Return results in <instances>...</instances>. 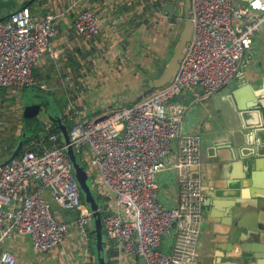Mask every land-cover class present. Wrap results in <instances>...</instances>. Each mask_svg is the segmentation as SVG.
<instances>
[{"label":"built area","instance_id":"1","mask_svg":"<svg viewBox=\"0 0 264 264\" xmlns=\"http://www.w3.org/2000/svg\"><path fill=\"white\" fill-rule=\"evenodd\" d=\"M71 11L76 37L94 39L99 18L88 2L79 0L44 15L21 4L0 22V88L17 93L37 87L33 71L57 35L56 21ZM189 12L192 36L172 82L93 118L82 114L74 98L63 108L70 144L92 190L104 200V248L113 250L115 264H126L130 256L146 264H205L197 253L204 195L200 180L187 175L200 165L201 136L183 131L179 109L168 112L166 105L185 92L204 101L235 78L256 35L264 32V0H191ZM53 57L58 60L59 53ZM47 133L35 149L26 148L0 163V264H19L15 253L2 247L7 238H29L36 254L55 252L71 229L81 235L86 248L93 240L92 212L62 135L52 129ZM174 141L177 202L166 206L159 197L157 175L168 170L166 158ZM47 193L59 208L76 215L57 218ZM165 237L173 239L168 253L160 249Z\"/></svg>","mask_w":264,"mask_h":264},{"label":"crops","instance_id":"2","mask_svg":"<svg viewBox=\"0 0 264 264\" xmlns=\"http://www.w3.org/2000/svg\"><path fill=\"white\" fill-rule=\"evenodd\" d=\"M13 1L17 7L25 2ZM74 1L39 0L31 9L44 15L64 10ZM79 2H88L97 14L99 34L83 41L72 29L74 11L63 14L56 21V37L33 73L36 88L57 95L63 108L74 98L82 114L93 118L124 106L123 100L140 90L147 78L162 72L183 30V6L181 0ZM166 2L176 4L175 15L163 14ZM54 52L59 53L58 60ZM23 99V89L9 93L0 88V163L13 152L17 136L21 137ZM176 107L182 130L201 136L200 165L187 172L200 180L204 195L199 259L205 264H264V32L256 35L227 86L204 101L189 92L174 96L166 109L172 112ZM47 113L39 112L46 131L56 127ZM177 154L174 141L166 158L168 170L157 175L159 197L166 206L177 202L172 167ZM46 197L57 218L69 220L76 215L59 208L48 193ZM92 242L86 248L81 235L71 229L55 252L36 254L29 238L20 236L7 238L2 247L14 252L19 264H96ZM172 243L171 237H165L160 249L168 253ZM126 264L146 262L130 256Z\"/></svg>","mask_w":264,"mask_h":264},{"label":"water","instance_id":"3","mask_svg":"<svg viewBox=\"0 0 264 264\" xmlns=\"http://www.w3.org/2000/svg\"><path fill=\"white\" fill-rule=\"evenodd\" d=\"M31 2L33 0H25ZM247 1V0H245ZM175 3L166 2L162 6V12L164 15L173 16L176 14ZM181 5L183 6V30L181 35L174 47L171 57L165 64L161 74L158 77L151 78L147 84L143 85L139 92H134L127 96L123 100V104L128 105L140 100L146 93L151 92L153 89L161 88L173 81L185 52L186 45L190 41L192 36V22L190 15L191 0H181ZM11 15V12L0 17V22L7 19ZM41 111V105L34 104L24 107L23 118L24 119H34L39 118V112ZM52 121L56 125V128L60 131L62 135V141L66 145V150L68 157L72 163L73 172L78 181L80 190L83 194L84 201L88 204L92 212L93 221V233L95 235V248H96V264H106L107 251L104 248L105 236L102 228V214L100 210V203L97 201L96 195L92 190L86 168L79 161L72 145L70 144L69 127L63 121L62 113H58L56 116L51 117ZM27 140L25 132H22L13 152L2 164H6L9 160L13 159L19 155L20 150L23 147L24 141ZM260 204V202H258ZM263 255V254H262ZM264 257V256H263Z\"/></svg>","mask_w":264,"mask_h":264},{"label":"trees","instance_id":"4","mask_svg":"<svg viewBox=\"0 0 264 264\" xmlns=\"http://www.w3.org/2000/svg\"><path fill=\"white\" fill-rule=\"evenodd\" d=\"M34 1H36V0H33L31 2L25 1V2H23V4L31 6L32 2H34ZM39 3L41 4L42 2H39ZM16 5H17L16 2H14L13 0H7V1L1 0L0 1V17L6 15L9 12L16 9V7H17ZM23 90H24V98L25 97L29 98L30 99L29 101H34L38 97L41 100V103H40L41 104V110L44 109V111H46V113H47L48 109L50 108V102L47 98V95H50V94L47 91L42 90V89H38L36 87L24 88ZM50 96L54 100V102H58V104L60 102V104H61L62 99L59 98L57 95L53 96L51 94ZM28 104H30V103H28ZM27 106H29V105H27ZM24 107H26V106H24ZM62 112H63V109L61 112L59 110L56 111L55 116L58 113H62ZM42 119H43L42 117L41 118H34V119H24L23 118V120H22L23 121L22 132H25V134L27 136V140L24 141L23 147L20 150L19 155L27 147H29V149H35V146H33V145H35L39 141L41 136L46 138L48 136V134L50 133V132L47 133L46 129L43 131L44 128H43V126L40 125L43 122ZM63 121L68 125V127L70 129L69 121L64 120V119H63ZM52 132H58V129L56 127H54ZM95 195H96L97 201L102 204L104 202L103 198H101L97 194H95ZM91 236L93 239L92 250L95 253L96 252L95 235H94L93 231L91 232ZM113 255H114V253H113L112 249L107 252V255H106L107 263L106 264H115V262L112 260Z\"/></svg>","mask_w":264,"mask_h":264},{"label":"rangeland","instance_id":"5","mask_svg":"<svg viewBox=\"0 0 264 264\" xmlns=\"http://www.w3.org/2000/svg\"><path fill=\"white\" fill-rule=\"evenodd\" d=\"M36 1H38V0H36ZM36 1H34V2H32V4H34V3H37ZM19 3H21V0H19L18 1ZM262 33V32H261ZM261 33H259V35L261 34ZM258 35V34H257ZM161 73H154V74H152V77L153 78H155V77H158L159 75H160ZM150 79L149 78H147L146 79V81H145V84L149 81ZM140 90L138 89L137 90V92H139ZM48 94V93H47ZM47 98H48V100H49V102H50V108L48 109V113H47V115H48V118H51V117H53V116H55V112L56 111H62V106H61V104H58V102H54V100L51 98V96L50 95H47ZM30 99L29 98H24L23 99V104H24V106H27V105H34V104H39V105H41L40 103H41V100L37 97L34 101H29ZM28 103H30V104H28ZM22 120H23V115H21V123H22ZM45 122V121H44ZM44 122H42L40 125L41 126H43V131L45 130V123ZM17 131V130H16ZM18 131H19V129H18ZM46 132V131H45ZM18 138H16V140H17V142H18V139H19V135L17 136ZM165 246L163 245L162 246V248H164ZM96 253V252H95Z\"/></svg>","mask_w":264,"mask_h":264}]
</instances>
